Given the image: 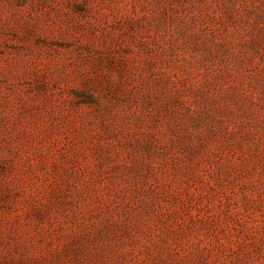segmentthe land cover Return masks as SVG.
Returning <instances> with one entry per match:
<instances>
[{
    "label": "rangeland",
    "instance_id": "obj_1",
    "mask_svg": "<svg viewBox=\"0 0 264 264\" xmlns=\"http://www.w3.org/2000/svg\"><path fill=\"white\" fill-rule=\"evenodd\" d=\"M0 264H264V0H0Z\"/></svg>",
    "mask_w": 264,
    "mask_h": 264
}]
</instances>
